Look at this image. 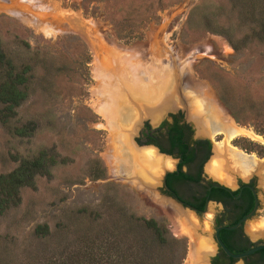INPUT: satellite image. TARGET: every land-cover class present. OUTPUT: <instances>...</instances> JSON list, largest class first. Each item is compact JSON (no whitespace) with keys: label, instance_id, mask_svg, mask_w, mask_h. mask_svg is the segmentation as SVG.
<instances>
[{"label":"rangeland","instance_id":"obj_1","mask_svg":"<svg viewBox=\"0 0 264 264\" xmlns=\"http://www.w3.org/2000/svg\"><path fill=\"white\" fill-rule=\"evenodd\" d=\"M0 46L14 62L32 66L30 92L16 107L12 123L35 121L34 130L22 136L0 123V171L40 148L56 154L49 172L21 186L19 201L0 214V264H52L74 254L88 238L103 239L99 232L124 221L128 212L153 217L169 234L182 238L186 250L180 264H186L190 240L182 231V216L159 193L160 182H144L139 175L141 182L133 184L117 172L113 136L96 111L98 91L110 80L104 85L105 76L97 79L95 61L105 66L111 49L138 53L133 60L148 77L169 63L176 98L179 89L210 87L233 122L249 130L230 139L221 133L199 134L183 106L167 107H175L168 114L181 113L192 137H208L214 144L227 140L261 161L244 177L226 156L234 181L236 176L254 179L260 206L242 230L251 240H264V0H0ZM218 90L242 103V121L234 118ZM164 113L157 119L138 113L135 123H129L135 125L131 136L141 121L156 126L169 120ZM212 148L202 173L216 180L207 168ZM235 186L236 181L230 187ZM217 208L209 203L204 214L211 216ZM89 211L98 216L91 219ZM197 221L185 219L186 227L194 228L197 238L209 239L212 226L205 218ZM42 223L49 233L37 237L33 227Z\"/></svg>","mask_w":264,"mask_h":264},{"label":"trees","instance_id":"obj_2","mask_svg":"<svg viewBox=\"0 0 264 264\" xmlns=\"http://www.w3.org/2000/svg\"><path fill=\"white\" fill-rule=\"evenodd\" d=\"M118 33L120 34L119 31ZM228 41L235 48L234 44ZM31 77L32 66L28 62H14L0 46V123L14 135L30 134L35 128V121L32 119L19 124L12 123V120H15L16 107L30 92ZM217 93L234 118L242 121V103L229 98L223 90H218ZM168 115L170 119H163L152 128L151 133H143L144 140H140V143H152L162 152L178 154L182 163L187 164L195 157L199 167L209 154L208 140L192 139L191 126L186 122H179L180 112H171ZM262 127L264 131V125ZM163 142L168 146L164 147ZM55 156L53 150L40 148L35 153L20 158L10 170L0 171V214L19 201L21 186L31 185L36 174L49 172V166L56 161ZM173 173L174 171L169 172ZM180 175L190 177L184 172H180ZM89 213L92 214L93 220L98 216L96 212ZM123 218L124 221L112 222L105 230L99 232L104 234L103 239L98 236L88 238V242L77 248L74 254L53 260L52 264H180L186 243L182 238L169 234L164 223L133 212H128ZM33 232L37 237H44L49 230L46 224L42 223L35 225ZM119 239H122V242H119ZM247 246L228 248L238 251ZM159 250H165L164 254H159ZM256 252L264 259V248L257 249L254 253Z\"/></svg>","mask_w":264,"mask_h":264},{"label":"bare ground","instance_id":"obj_3","mask_svg":"<svg viewBox=\"0 0 264 264\" xmlns=\"http://www.w3.org/2000/svg\"><path fill=\"white\" fill-rule=\"evenodd\" d=\"M137 55L138 53L132 50L119 49V51H115L111 49V55L106 58L105 66H101L99 62L95 61L97 79L102 80L105 76L104 85L110 80L107 83L109 86L99 89L100 93L98 91L101 102L96 107V111L107 120V128L113 136L116 148L115 160L118 157L116 162L118 166L120 165L118 173L131 179L134 183L141 182L137 178L139 175L146 181H157L161 172L173 165V160L159 155L151 147L140 149H137V146L134 147L131 142V132L123 129V124L124 122L135 123L133 121L136 120L138 113L151 119H157L156 117L161 111L166 112L172 109L174 106L167 107L174 103L183 106L188 111L190 118L195 122L194 124H197L199 134H214L215 130V133L225 134L226 138L224 137V139H230L229 137L236 134L249 133V130L239 127L233 122L210 87L195 84L184 90L182 81L180 88L184 91L181 92L187 93V96L184 94L183 98L180 96L176 98L172 92L170 64H162L161 70L155 68L154 73L158 70L155 76L153 73V77H148L141 72V65L133 60ZM163 70H166L165 75L162 74ZM251 138L253 137L251 136ZM223 142L224 144L221 142L220 145L215 144V154L207 168L210 175L219 179L216 180L232 186L234 178L226 166L229 160L230 164L238 169L244 177L250 173V169L258 168L261 161L253 154H247L230 146L227 140ZM226 156L229 160L226 159ZM148 166L151 168L150 170ZM174 207L182 216V231L190 240V251L186 264H207L206 256L213 250L210 239L197 238L194 228L186 227L185 219L192 224L198 223L193 213L176 205Z\"/></svg>","mask_w":264,"mask_h":264},{"label":"flooded vegetation","instance_id":"obj_4","mask_svg":"<svg viewBox=\"0 0 264 264\" xmlns=\"http://www.w3.org/2000/svg\"><path fill=\"white\" fill-rule=\"evenodd\" d=\"M179 122H186V121L183 120L181 116ZM129 123L130 122H124L123 129H125L126 131L129 130L128 132L130 133L133 128L132 126L135 125H131ZM128 124L130 128H126ZM156 126H151L147 121H141L139 129L136 135H133L132 139L135 140L138 144H143L140 143V140H144L143 133L145 132L151 133L153 131L152 128ZM192 139H206L208 140L211 147V143L209 141L210 138L208 137H192ZM217 144L220 145V142H218ZM162 145L164 147L168 146L166 142H163ZM134 147L136 146L134 145ZM147 147H151V146H140L136 148L140 149ZM209 152H210V148H209ZM167 154H170L173 157V159H175L174 162L175 167H173V169H170L164 174L163 181L162 182L159 181L160 184L157 188L162 196L166 197L171 201L170 206L173 209V211H174V205L180 207L183 210H186L184 206H190L191 208H193L194 212H191L190 210L187 211L193 213L196 216L197 220L201 218H205L212 226V232L210 233V238L209 237L208 238L212 239L210 241L212 245L215 246V248H214V252L208 253L209 259L206 260L207 264H236V260H237L236 257L227 255L223 251V249L219 246V244L216 242L214 235L216 227H219L218 228L219 238L227 248L230 246L236 248L245 245H248L246 247L248 248L257 243H264V240L249 239L248 236L243 232L242 230L243 223L249 217L242 219L235 227L232 228L225 227L234 224L239 218L243 217L247 212L251 210V208L254 206L255 203H256V208L253 215L255 214L257 208L260 206V201L256 193L257 189L253 178L250 177L248 180L242 181L239 177L236 176L235 178L236 186L233 188L230 186L225 188L223 186H218L217 185L218 181H216L215 179H211L203 175L202 164L205 160L198 167L197 158L195 157L193 158L192 161L186 164L181 162V158L178 154L176 155L172 153H167ZM170 159L173 160L172 158ZM150 169L151 168L149 167V170ZM171 171H174V173L169 174V172ZM251 171L252 169L249 170L250 173ZM180 172L189 174L190 177H184V175H180ZM127 180L133 183L131 179H127ZM144 182L153 183L154 181L147 180ZM178 202L180 203V205L178 204ZM209 203L211 204L214 203L218 205V208L212 213L211 216L204 214L207 205ZM246 208L248 209L245 211ZM209 219H211L214 223H211ZM242 250H238V251L230 250V251L239 252ZM254 251L241 256L240 257L241 264H264V259H261L259 253L257 252L254 253Z\"/></svg>","mask_w":264,"mask_h":264},{"label":"water","instance_id":"obj_5","mask_svg":"<svg viewBox=\"0 0 264 264\" xmlns=\"http://www.w3.org/2000/svg\"><path fill=\"white\" fill-rule=\"evenodd\" d=\"M179 95L183 98V94H182V92H181L180 89H179ZM174 108H175V107H173L172 109H174ZM170 110H171V109L167 110L164 114H165V115H168V112H170ZM162 116H163V115H162ZM162 116L158 119V121H156V122H154V123L157 124V123L161 120ZM191 121H192V123L194 124V121H193V120H191ZM154 123H153V124H154ZM194 125H195V124H194ZM195 128H196V127H195ZM136 129H137V128H134V131H133L134 133L137 132ZM213 130H214V129H213ZM213 132H214V134H215V130H214ZM132 137H133V135L131 136V140H132V142H133V144H134L135 146H137V147H140V146H151L152 148L155 149V151H156L157 153L162 154V155H164V156H168V157H170V158L173 159V157H172L170 154H167V153H165V152L160 151L156 145H154V144H152V143L138 144L135 140L132 139ZM209 141H210V143H211V147H210V152H209L207 158L209 157L210 153L213 152V148H212V147H214V145H215V144L212 142L211 139H210ZM173 165H174V167H175V164H174V163H173ZM169 170H170V169H164L163 172L161 173V177L158 179V181L162 182V181H163L164 174H165L167 171H169ZM217 185H218V186H223V187H225V188L228 187V185H226V184H224V183H221V182H218ZM178 204L180 205L179 202H178ZM184 208H185L186 210H190L191 212H194L193 208H191L190 206H184ZM255 208H256V203L254 204V206L251 208V210H250L249 212H247L243 217L239 218L234 224H232V225H230V226H225V227H226V228H232V227H235V226H236V225H237L242 219L247 218V217H249V218L252 217V216H253V213H254V211H255ZM209 221H210L211 223H214L211 219H209ZM218 228H219V227H216V228H215V233H214V235H215V239H216V242H217V243L219 244V246L223 249V251H224L227 255H229V256L236 257L237 259L240 260V257H241V256L246 255V254H248V253H250V252H252V251H254V250H256V249H259V248L264 247V243H257V244H254V245H252V246H250V247H248V248H246V249H244V250H242V251H239V252H232V251H230V250L225 246V244H224V243L221 241V239L219 238V235H218ZM202 233H203V232H202ZM211 240H212V239H211ZM206 258L209 259L208 254H207Z\"/></svg>","mask_w":264,"mask_h":264}]
</instances>
